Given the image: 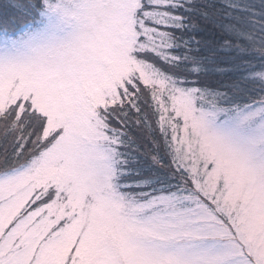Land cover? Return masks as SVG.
Instances as JSON below:
<instances>
[{
    "label": "snow or ice",
    "instance_id": "obj_1",
    "mask_svg": "<svg viewBox=\"0 0 264 264\" xmlns=\"http://www.w3.org/2000/svg\"><path fill=\"white\" fill-rule=\"evenodd\" d=\"M0 264H264V0H0Z\"/></svg>",
    "mask_w": 264,
    "mask_h": 264
}]
</instances>
